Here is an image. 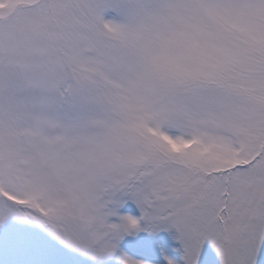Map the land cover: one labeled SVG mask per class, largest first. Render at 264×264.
<instances>
[{
    "label": "snow or ice",
    "instance_id": "6c2138e0",
    "mask_svg": "<svg viewBox=\"0 0 264 264\" xmlns=\"http://www.w3.org/2000/svg\"><path fill=\"white\" fill-rule=\"evenodd\" d=\"M57 264H264V0H0V225Z\"/></svg>",
    "mask_w": 264,
    "mask_h": 264
},
{
    "label": "rangeland",
    "instance_id": "374dc122",
    "mask_svg": "<svg viewBox=\"0 0 264 264\" xmlns=\"http://www.w3.org/2000/svg\"><path fill=\"white\" fill-rule=\"evenodd\" d=\"M66 254L36 225L17 220L0 225V264H57Z\"/></svg>",
    "mask_w": 264,
    "mask_h": 264
}]
</instances>
